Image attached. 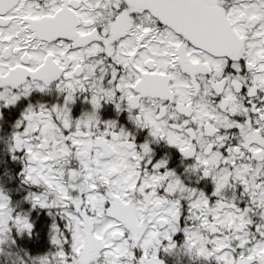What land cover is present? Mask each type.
<instances>
[{
  "label": "rangeland",
  "instance_id": "1",
  "mask_svg": "<svg viewBox=\"0 0 264 264\" xmlns=\"http://www.w3.org/2000/svg\"><path fill=\"white\" fill-rule=\"evenodd\" d=\"M59 1L20 0L6 15H0V106L13 104L20 96L36 90H53L64 96L62 105L56 103L50 110L40 107L39 111L27 116V129L45 142L28 146L32 153L29 175L33 181L66 197L68 189L54 160L62 158L68 162L75 156L87 179L100 181L101 184L91 185L86 196L93 232L85 238L82 220L76 216L70 227L71 245L83 263L97 255L100 264H147L150 258H157L161 242L174 233L178 221L176 204L169 197V201L153 197L147 209L137 204L133 211L136 216H132L127 197L141 176L143 190L150 189L154 182L156 188H161L168 177L137 169L140 166L137 146L130 141L127 132H112L111 139L101 134L107 131L98 115L103 100H119L121 105L127 101L136 112V120L141 121L152 136H162L181 149L191 147L192 137L195 138L193 150L198 148L200 165L208 167L217 190L230 189L232 178L244 182L252 203L261 206L264 220V168L262 161L256 162L260 146L257 144L252 149L253 159L236 150L235 156L225 161L216 151L222 140L221 130L234 126L236 123L231 119L236 117L253 115L254 134L264 135V0L228 6L233 13L234 21H231L237 24V33L246 42L243 56L248 66L247 74L237 72L233 84L229 76L222 75L227 64L225 60L195 50L145 13L135 16L136 21L133 19L123 34L111 41L112 34L108 32L109 29L112 32V21L128 14L126 9L121 10L124 7L121 0H78L77 14L82 22L80 35L73 42H59L63 47L57 50L54 44L41 40L32 25L37 18L56 9ZM241 16L246 17V21L239 25ZM95 29L101 37H96ZM68 44L70 48L80 49L65 54ZM49 53H59L56 60L65 70L55 84H44L39 73ZM149 64L153 69L147 68ZM233 67L239 69V63ZM81 94L91 110L74 118L72 110L79 104L75 105L78 102L75 96ZM242 99L260 103L257 115L241 106ZM149 150L146 142L140 145L143 158ZM223 162L227 165L223 166ZM101 188L109 189L122 201L125 219L113 213L117 201L112 208L107 207L106 199L98 192ZM179 189L170 188L171 191ZM214 204L210 213L224 231L214 240L220 252L217 257L226 260L225 240L237 235L247 239L249 235L244 231L253 220L235 207L230 210L217 202ZM196 208L204 211L206 203L198 202ZM10 217L7 201L0 194V240L6 234ZM132 219L146 222L136 247ZM186 235V253L190 251L198 258L211 255L200 233L191 229ZM256 240L249 253L262 260L264 239Z\"/></svg>",
  "mask_w": 264,
  "mask_h": 264
},
{
  "label": "trees",
  "instance_id": "2",
  "mask_svg": "<svg viewBox=\"0 0 264 264\" xmlns=\"http://www.w3.org/2000/svg\"><path fill=\"white\" fill-rule=\"evenodd\" d=\"M122 8L121 10L126 9L128 14L114 19L111 41L120 37L133 19L136 21L135 16L142 14L125 4ZM226 63L222 75L224 78L229 76L232 84L237 72L242 75L248 73L245 58L239 57ZM237 63H239V69L233 67ZM116 65L118 67L119 63L117 62ZM82 95L75 96L78 99L75 105L79 104L72 110L74 118L91 110V106L87 104L89 102L85 101ZM63 101L64 96L55 94L53 90L52 92L36 90L28 95L20 96L13 104L0 106V194L5 197L11 215L6 225V234L0 240V264H100L101 262L96 255L91 257L88 263H83L71 245L70 229L76 216L82 220L86 230L85 238L93 232L86 196L91 185L101 184L100 181L90 182L77 165L75 156L68 162L62 158L54 160V165L68 189L66 197L41 182L33 181L29 175L32 153L28 150V146L45 142L27 129V116L39 111L40 107L50 110V106L56 103L62 105ZM169 101L172 102L170 99ZM98 115L102 126L107 130L101 133L106 134V138L111 139L112 132L116 134L121 130L129 134L130 141L137 146V156L140 159V166H137L139 171L168 177L161 188H156V182H154L150 189L143 190L140 187L143 182V176H141L142 179L127 197L133 217L136 216L133 211L137 204L147 209L155 196L164 201H169V197L177 207L178 221L175 223L174 233L161 242L157 258H150L147 264H227V262L228 264H264V259L260 260L257 255L250 256L249 253L255 246L256 238L264 239L261 206L252 203L246 184L242 181L236 182L232 178L230 189L227 187L221 191L217 190L216 181L209 175L208 167L200 165L197 156L198 148L193 150L195 138L192 137L191 147L181 149L162 136H152L142 122L136 120V112L132 111L127 101L121 105L119 100L114 102L103 100L101 106L99 105ZM251 116L231 119L236 124L228 130H221L222 140L218 142L220 145L216 147V151L223 156L224 160L229 156L234 157L236 150L253 159L255 157L252 149L258 144L260 150L257 151L256 162L262 161L264 168V135L254 134V117ZM64 133L68 134L67 130H64ZM144 142L149 145L150 150L143 158L140 145ZM131 150L134 151L133 147ZM226 165L227 162H223V166ZM172 187L180 188L182 191L180 189L171 191ZM98 192L106 199V205L109 208H112L113 202L117 201L114 203L113 213L125 219L124 211H121L122 201L117 200L109 189L101 188ZM198 202L206 203L204 211L196 208ZM214 202L230 210L235 207L238 212L253 220V224H248L244 231L249 235L247 239L244 238L245 236L237 235L234 239L230 237L229 240H225L226 260L217 257L220 252L217 249L218 242L214 240L224 231L214 219V214L210 213L212 211L209 209L215 206ZM124 210H126L125 207ZM145 225V221L139 222L137 219H132L135 247L144 234ZM125 229L128 230V228ZM191 229L200 233L202 239L208 244L211 255L198 258L191 255L190 251L186 253L184 249L188 239L186 231ZM227 234L229 235L230 232ZM134 251L136 252L135 248Z\"/></svg>",
  "mask_w": 264,
  "mask_h": 264
},
{
  "label": "water",
  "instance_id": "3",
  "mask_svg": "<svg viewBox=\"0 0 264 264\" xmlns=\"http://www.w3.org/2000/svg\"><path fill=\"white\" fill-rule=\"evenodd\" d=\"M19 0H0V12L13 9ZM128 7L148 12L161 25L182 37L193 48L215 58L232 59L241 55L243 44L222 7L209 6L206 0H121ZM73 36L75 18L66 19ZM152 69L153 65H147ZM57 74H51L54 79Z\"/></svg>",
  "mask_w": 264,
  "mask_h": 264
},
{
  "label": "flooded vegetation",
  "instance_id": "4",
  "mask_svg": "<svg viewBox=\"0 0 264 264\" xmlns=\"http://www.w3.org/2000/svg\"><path fill=\"white\" fill-rule=\"evenodd\" d=\"M229 1L227 2V0H207V3L209 6H222L225 9L227 6L226 11L229 15V18L232 19V21H234L232 11L228 9V6L230 5ZM231 1L234 2L233 4H235L236 6L243 3L255 2V0H240L239 2H236V0H231ZM57 5L59 6L56 9H54L52 12H47V14H45L44 16L37 18L33 22L32 29L33 31H36L38 33V37L41 40L49 41L50 44H54L58 50L59 48L63 47L60 44L61 42H73L79 37L82 22L77 14V10L80 7V3L78 0H60ZM5 13L7 14V11L0 12V15L4 16L6 15ZM71 16L75 17V21L77 22V27H79L78 29L76 28V31H74L73 36H70V31H66L67 29H69L67 28L66 25V19H69ZM113 21L111 25H113ZM245 21H246V17L241 16L239 25L241 23H244ZM232 23L234 29L237 30L236 29L237 24L235 22ZM252 26L254 27V24H252ZM94 31L96 33V37H101L99 34H97L98 29H95ZM110 33L112 34L111 29H109L108 34L110 35ZM56 41L57 43H54ZM79 49L80 47L70 48V45L68 44V48L65 54L76 53ZM58 55L59 53L47 54L45 61L43 63V67L41 70H39V73L41 74V78H42L41 80H43L44 84L58 83L61 80L62 76L64 75V71H65L64 67L56 60ZM241 57L244 58L243 54L241 55ZM18 72H22V71H18ZM54 73L57 74V78L55 79L49 78L50 75ZM241 101H242L241 106L243 108L248 109L251 114L257 115L258 110H260L259 102L256 101L258 103L257 105L254 103H249V101L244 99H242ZM243 111L245 112V109Z\"/></svg>",
  "mask_w": 264,
  "mask_h": 264
}]
</instances>
